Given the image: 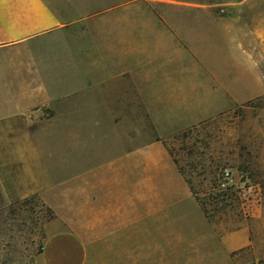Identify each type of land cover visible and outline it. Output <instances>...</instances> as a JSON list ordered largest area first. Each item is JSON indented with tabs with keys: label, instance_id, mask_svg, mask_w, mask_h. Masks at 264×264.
<instances>
[{
	"label": "crops",
	"instance_id": "0c3cea01",
	"mask_svg": "<svg viewBox=\"0 0 264 264\" xmlns=\"http://www.w3.org/2000/svg\"><path fill=\"white\" fill-rule=\"evenodd\" d=\"M40 43L48 46L28 49ZM251 53L264 60V0H0V137L27 139L0 147L5 202L49 200V190L75 180L72 165H50L29 139L73 138L82 125L84 184L64 196L81 195L90 213L82 231L53 218L35 264H113L102 245L126 233L158 256L185 253V238L167 236L171 207L190 187L165 140L242 103L234 80L249 78ZM95 231L97 254L84 236Z\"/></svg>",
	"mask_w": 264,
	"mask_h": 264
},
{
	"label": "rangeland",
	"instance_id": "374dc122",
	"mask_svg": "<svg viewBox=\"0 0 264 264\" xmlns=\"http://www.w3.org/2000/svg\"><path fill=\"white\" fill-rule=\"evenodd\" d=\"M200 1L224 6L240 4L242 0ZM235 12L240 18L245 14L241 9ZM219 14L227 17L228 13L219 10ZM186 19L194 17L186 16ZM204 41L207 42L206 37ZM47 46L40 43L28 49ZM206 50L207 47H203V52ZM211 53L212 58L220 59L219 52ZM249 67L248 79L234 80L235 89L239 85L241 104L168 139V146L200 188L201 197L216 215L215 220L205 217L202 207L186 187L185 196L171 207L169 220L173 221L174 231L167 236L170 241L185 238L184 245L188 248L185 253L180 249L158 256L145 249V239L126 233L104 242L101 252L106 260L113 264H264V60L251 53ZM228 68L230 71V66ZM233 70L236 72L235 64ZM5 98L13 99L9 94ZM44 124L48 127L51 122ZM81 128V123H75L73 138L52 137L46 131L47 134L29 139L43 151L50 165H72L73 171L69 172L75 174L76 179L49 190V200L37 195L26 205L5 202V224L0 215V264H35L47 224L57 216L67 218L79 231L83 230L82 219L90 213L87 210L90 205L81 201V195L74 196L72 202H67L64 196L68 188L74 187L77 191L84 184ZM17 134L5 130V138L0 137V147L5 145L6 151L12 146L27 144V139ZM67 146L72 147V156L53 155L54 148ZM91 210L97 212L96 203ZM108 227L113 228L112 220ZM84 236L97 254L98 233Z\"/></svg>",
	"mask_w": 264,
	"mask_h": 264
},
{
	"label": "trees",
	"instance_id": "16d2710c",
	"mask_svg": "<svg viewBox=\"0 0 264 264\" xmlns=\"http://www.w3.org/2000/svg\"><path fill=\"white\" fill-rule=\"evenodd\" d=\"M189 130V129H188ZM183 132H187V130L183 131ZM168 140H165V144L167 145L175 163L177 164L179 171L185 176L187 183L189 184L190 190L193 193V195L195 196L196 200L198 201V203L200 204V206L202 207L205 216L208 218L209 221H214L215 220V214L213 212L210 211L209 207H208V202L206 200H203V198L200 195V188L194 183L191 174H187L186 169L180 165L179 159L178 157L175 155V152L168 146ZM37 197V195H33L30 197H26L22 200L13 202V203H9V204H14V203H22L24 205H26V203L29 202L30 198H34ZM0 208H1V212L0 215L3 217V223L5 224V200L3 199L1 190H0ZM42 249V244H41V248L40 251ZM39 251V252H40Z\"/></svg>",
	"mask_w": 264,
	"mask_h": 264
}]
</instances>
